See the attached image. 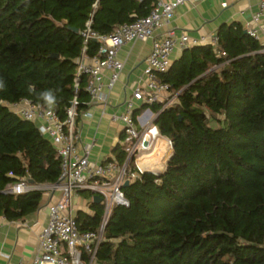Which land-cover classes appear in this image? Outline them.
I'll return each mask as SVG.
<instances>
[{"label": "trees", "instance_id": "obj_1", "mask_svg": "<svg viewBox=\"0 0 264 264\" xmlns=\"http://www.w3.org/2000/svg\"><path fill=\"white\" fill-rule=\"evenodd\" d=\"M152 7L153 0H0V216L7 221L35 212L44 192L5 193L9 185L23 177L54 184L61 172L50 139L9 105L29 99L64 119L75 99L78 122L90 100L87 75L75 85L86 22L109 34ZM216 36V46L187 47L158 74L176 102L144 107L157 113L173 151L162 172L122 186L129 205L113 207L95 264H264V53L239 22ZM98 48L90 40L84 54ZM114 153L123 163V147ZM90 208L93 215L75 216L80 231L100 226L103 204ZM82 260L89 261L86 250Z\"/></svg>", "mask_w": 264, "mask_h": 264}, {"label": "built area", "instance_id": "obj_2", "mask_svg": "<svg viewBox=\"0 0 264 264\" xmlns=\"http://www.w3.org/2000/svg\"><path fill=\"white\" fill-rule=\"evenodd\" d=\"M187 1L195 4L199 0H153V7L147 15L120 24L109 34L93 31L91 19L86 22L81 32L84 47L77 59L75 85L77 86L81 74L87 75V91L90 96L88 105L108 103V91L118 81L123 69V63L118 58L119 49L128 42L152 38L143 78L124 100V111L111 115L112 120L122 123L124 137L121 143L126 153L123 163L116 159L101 163L91 161L88 148L79 147L75 99L66 109L64 119L56 114L51 105L42 106L29 99L9 105L18 116L36 123L39 132L50 139L61 160L58 180L50 184V188L59 194L56 201L48 205V221L39 234L37 252L29 263L18 264H95L96 250L104 240V228L113 207L129 205L122 190L124 182L140 178L145 171L156 174L160 172L145 169L138 163L139 157L153 152L157 141L163 136L154 122L157 113H153V117L141 124V127L137 125L139 118L133 113L137 101L145 104L162 103L161 110L176 102L177 93L172 92L167 83L161 82L158 74L167 72L170 68L171 55L175 48L183 50L198 44V41L174 27L166 29L159 37H155L154 33L157 29L169 25L177 7ZM245 30L261 45V52L264 53V0H259L258 9L251 14ZM90 40L99 42L97 54L91 57L84 54ZM217 41L215 35L211 44L216 46ZM107 71L109 73L106 77ZM165 148L170 157L173 151L170 138L165 137ZM131 162L132 169L129 167ZM34 189L40 188L33 186L23 177L17 183L9 185L6 191L21 194ZM83 190H88L92 196H100V203L104 207L100 226L95 231H80L75 218L73 196ZM4 219L0 216V221ZM83 250L89 255L88 262L82 260Z\"/></svg>", "mask_w": 264, "mask_h": 264}, {"label": "crops", "instance_id": "obj_3", "mask_svg": "<svg viewBox=\"0 0 264 264\" xmlns=\"http://www.w3.org/2000/svg\"><path fill=\"white\" fill-rule=\"evenodd\" d=\"M258 3L259 0H199L195 4L187 1L177 7L169 25L157 29L154 36L159 37L166 29L174 27L178 31L188 33L198 41V44H211L219 27L224 24L239 22L245 29L251 14L258 9ZM151 44L152 38L136 40L124 44L119 49L118 58L123 63V69L118 81L108 91V103L88 105L76 122V131L80 135L79 147L88 148L91 161L101 163L115 159V147L122 146L124 137L122 123L112 120L111 115L124 111V100L131 95L135 85L143 78L145 60ZM181 52V49L175 48L171 60L177 59ZM108 73L107 71L106 77ZM144 105L145 103L137 101L134 109L138 111L136 113L139 118L138 127L153 117L154 112ZM168 159L165 137L162 136L153 152L139 157L138 163L145 169L162 172ZM32 185L44 191L38 209L17 221L6 219L0 221V264L29 263L37 252L39 234L48 221V205L56 201L59 192L53 191L50 184ZM81 192L83 191L73 196L75 216L79 210L93 215L90 208V203L94 201L92 194L85 198Z\"/></svg>", "mask_w": 264, "mask_h": 264}, {"label": "water", "instance_id": "obj_4", "mask_svg": "<svg viewBox=\"0 0 264 264\" xmlns=\"http://www.w3.org/2000/svg\"><path fill=\"white\" fill-rule=\"evenodd\" d=\"M154 122H155V120H154ZM160 172H157V174H159ZM129 184V181H125L124 182V184H123V186H126V185H128ZM5 193H9L8 191H4ZM93 200H94V202H96V203H100L101 202V197L100 196H98V195H94L93 196Z\"/></svg>", "mask_w": 264, "mask_h": 264}, {"label": "clouds", "instance_id": "obj_5", "mask_svg": "<svg viewBox=\"0 0 264 264\" xmlns=\"http://www.w3.org/2000/svg\"><path fill=\"white\" fill-rule=\"evenodd\" d=\"M49 99H51V94H48Z\"/></svg>", "mask_w": 264, "mask_h": 264}]
</instances>
